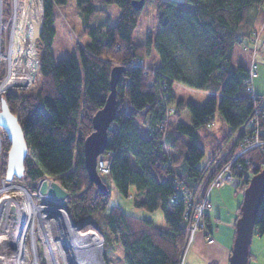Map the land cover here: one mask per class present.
Instances as JSON below:
<instances>
[{
    "label": "trees",
    "instance_id": "trees-1",
    "mask_svg": "<svg viewBox=\"0 0 264 264\" xmlns=\"http://www.w3.org/2000/svg\"><path fill=\"white\" fill-rule=\"evenodd\" d=\"M41 1L42 6L40 0H19L20 5H38L40 21L43 16L37 40L40 82L34 89L3 94L10 111L18 116L27 145L23 174L11 181L21 182L28 191L36 189L42 178L57 181L68 192L65 205L72 220L93 219L104 238L103 253L119 246L124 264H183L189 220L183 204L171 201V195L176 180L191 189L210 161L214 171L221 167L224 159L214 154L238 129H242L239 138L251 132L248 120L254 105L244 86L246 66L236 63L235 48L264 21V0H156L152 15L157 28L140 42L133 35L147 0L138 10L132 0H74L81 19L80 35L89 40L76 42L77 56L58 63L52 52L54 24L70 0ZM103 3L118 7L114 25H109L108 17L91 23ZM28 11L20 27L31 37L36 12ZM152 49L158 63L149 64L145 72L140 60H146ZM113 66L123 71L116 83V113L107 129L104 151L111 154L109 174L102 180L107 186L111 180L121 196L131 195L134 207L161 209V225L117 204L110 208V189L101 194L85 169L82 143L93 130L92 116L109 93ZM174 83L211 94L199 106L176 97L171 88ZM261 103L259 122L264 128L263 98ZM216 110L222 120L221 136L211 129ZM0 139V178L5 180L10 142L1 128ZM206 150L207 159L200 164ZM246 155L247 170L255 173L264 167V154L258 149ZM65 217L70 225L72 220ZM203 220L208 242L206 235L212 237V232L207 211ZM253 235H264V198ZM87 236L89 243L93 239L99 243L93 227ZM92 248L96 253L100 250Z\"/></svg>",
    "mask_w": 264,
    "mask_h": 264
},
{
    "label": "rangeland",
    "instance_id": "rangeland-1",
    "mask_svg": "<svg viewBox=\"0 0 264 264\" xmlns=\"http://www.w3.org/2000/svg\"><path fill=\"white\" fill-rule=\"evenodd\" d=\"M155 2L156 0H147L145 2L142 12L140 14V20H139L138 26L136 27V30L134 31V35H133L134 41L136 42L143 41L147 33H150L152 35L154 34L157 28L155 20L152 15L154 12ZM69 3L70 4L67 7H62L59 10V14L54 24L56 34L54 38V43L52 45V52H53V58H54L55 63H58L63 59L69 58L72 54H75L77 56V50L75 49L76 42L80 44H84L85 42L89 40L88 36L80 35L81 29H82L81 19L76 12L74 0H70ZM40 4L42 6L41 0H40ZM21 5H20L19 0H7L6 3L4 0H0V14L2 16V18L0 17V29L2 30L1 31L2 44L0 47V53H2V51H5V49L9 47L8 38L10 36V28H11L9 25V21L14 12L21 13L29 9L34 10L36 12V15H35V19L32 22H40V8L38 5L28 4V3L21 4ZM186 7L188 9L191 8L189 4ZM99 8H101V11L97 12L91 19V23L93 25L99 24L100 22L104 21L106 17H108L110 26L117 23L118 7L115 4L103 3L99 5ZM42 12H43V7H42ZM42 22H43V16H42ZM21 23H18V24L15 23L14 32L16 33V38H18V35H21V36L22 34L27 35L25 30L20 27ZM18 28L19 30H17ZM257 33H258L256 36L257 42L259 41V43L260 42L263 43L262 46H264V21H262V23L258 25ZM21 36L20 38L25 37V36H22V37ZM27 37L30 38L31 43L34 45L35 52L33 50V45L28 42H22L21 46L17 48L19 44V40H18L17 43L13 45L12 50L10 49V51H8V54L7 53L4 54V58L10 64L12 60L11 59L12 54H14L15 57H18L17 60L12 61L13 65L11 64V70H13L12 67H16V66H19L18 69L21 68L20 70L15 71L13 75L7 73V75L5 76L6 74L5 64L7 63L5 59H1L0 57V84H4V82L7 79L6 84L4 85L3 91L0 93V97L3 96V94L6 91H9V90L22 92L23 90L26 91L29 89H34L38 86L40 82V75L38 73V62H37L38 49H39V43H37L38 39L34 42L31 40L30 36L27 35ZM239 47L241 48V51L243 53H245L246 55L248 54L246 51L243 50L241 46H236L235 48L236 49V54H235L236 61L238 60L237 57L240 54ZM246 58L247 57H244L241 60L245 66L248 65ZM256 60H257L256 62L257 63V66H256L257 75L253 79V84H254L255 91H257V87H259L258 89H260L259 91L262 94L261 96L264 101V48H263V51H261L257 55ZM155 63H158V57L154 49L151 50V53L149 57H147L146 60L142 59V62H140V64L145 68L144 69L145 72L149 64H155ZM23 65H25L28 68L26 76L29 79V81H25L24 85L16 84L15 79L16 77L21 76L20 72H22V70L24 69ZM32 74L36 76L34 80L30 76ZM30 81L32 82L30 83ZM12 85H15V86H12ZM171 88H172V91L175 93L176 97H180L185 100L191 101L199 106L203 105V103L208 99V97L211 94V93H208L202 90L192 89V88H189L183 85L177 86L173 84ZM221 123H222V120H221L219 111L216 110L214 113V120H213L211 129H212V132H214L217 136L222 135V133H220L223 128L222 125H220ZM237 133L238 132L236 131L232 135L231 139H234ZM229 144H230V141H228L227 144L226 142L221 143L220 147L222 148H220L219 153L218 154L215 153L214 156H218V158H220L221 154L227 149ZM0 146H1V140H0ZM255 149L256 148L252 150H255ZM206 159H207V150H206V153L204 154V157L200 161V164L205 163ZM212 161H215V160L212 159ZM226 162H227V159H224L221 165H223ZM250 174H254V172L250 171ZM4 182L9 183L11 181L1 180L0 178V186ZM13 184H15L16 186L22 187L26 191V193L29 195V199H27V202L31 201L33 206H37L39 204L40 205L46 204V203L49 204L48 200L45 199L44 201L42 198H40L41 193L38 191V186L33 191H28L27 188L24 187L21 182L13 181L12 185ZM206 187H207L206 192H208V198L210 202L209 203L210 207H208L206 211L210 216L209 224L212 229L213 242L215 241L216 243V240H215L216 237L220 238L222 236L223 238L226 239L225 243L229 245L231 249V246H232L231 238H232V235L234 237V233H235V228H234V225L232 224V220L233 218H236L237 216V207H239L242 202L243 188L245 186L244 184H242L240 187H235L231 185L227 180H225L219 185H212L211 187H209L208 185ZM2 194L8 195V198L6 202L7 211L5 212L0 222V233H1L0 264H17V263H13L14 261L10 262V250H11V254H14L13 255V258H14L16 249H14V247L10 245L11 241L9 240H11V235L14 234L15 232L14 226L16 224H19L16 218L17 208L14 207V202H13L14 199L17 200L19 196L16 193V189H9L8 191H3L0 193V195ZM46 195H49V194H46ZM52 199L54 200L53 197ZM131 200H132L131 195L129 197H123L121 195H117L115 191L110 188V198H109L110 208L116 204L120 205L122 208H123V205H127V206H130V208H123L126 212L134 214L136 216L144 217L146 219H150L155 224H158V225L164 224L163 214H162L161 209H157L154 211H147L141 208L134 207L132 205ZM50 203L53 204L54 207H57V205H55L57 203L55 204L53 202H50ZM58 207L60 208V206ZM62 213L63 212H61L60 214ZM65 213L69 217L68 220L69 219L72 220L67 209H65ZM64 215L63 217H61L62 215H60V217L58 218L60 221L59 222L60 227L62 225V230H63L65 228L64 226L66 225V228H67L66 233H67L68 240L72 241L73 250L78 251L81 264H124L123 251L119 246L111 247L103 253V246L101 244L104 238H103V235L100 229L98 228V226L96 225L93 219L87 218L86 220H83L82 222H79V223L72 220L75 222L76 226L74 223L72 224L71 221H69L70 225L68 226L66 217ZM51 218H50L51 220L49 218L48 219L44 218V219L46 221L48 220L52 221L51 225H55L56 217L52 216ZM38 219L39 218L36 216V218L33 219L31 227L28 226L25 228L26 230L23 231V235L25 236V245L28 249L29 260L31 264H33V262L34 264H49L50 260L47 258V254L45 250V242H43V241H47L45 238V231L42 229L43 238H41V232H40L41 226H39ZM91 227H93L99 233L101 237V243L99 245L100 250H98L99 252H101L100 255L97 254L99 253L98 251L96 253V251L94 252L92 248V245H94L95 247H98V242L95 239L92 240V244L87 241L86 246L84 242L81 241L82 237L88 240L87 230ZM64 232H65V229H64ZM202 233H203L202 229H196L195 235H193L192 239L191 240L188 239V243L185 247V257H184L183 264L185 263L186 258L191 259V255L193 257L194 261L193 260L192 261L194 262V264L196 263L200 264L201 262H204V257H201L198 253L196 252L193 253L192 251L193 246H195L196 236H198L199 234H201L202 236ZM54 241L55 240L51 241L52 247L53 249L54 247L56 248L54 249V253L57 254V256H59V252H58L59 243L54 242ZM201 241L205 244V246L213 244V242L211 243L205 242L206 241L205 239ZM232 241H233V238H232ZM198 249L204 252L203 247H200ZM249 251L251 253V256L249 255L248 264H264V235L262 236L253 235L252 236L251 243L249 246ZM16 253L19 259H21L18 250L16 251ZM58 258L60 259V257ZM61 260L62 258L60 259V261ZM226 260H228V257Z\"/></svg>",
    "mask_w": 264,
    "mask_h": 264
},
{
    "label": "water",
    "instance_id": "water-1",
    "mask_svg": "<svg viewBox=\"0 0 264 264\" xmlns=\"http://www.w3.org/2000/svg\"><path fill=\"white\" fill-rule=\"evenodd\" d=\"M135 10L140 9L144 0H132ZM42 19L40 22H32L31 40L36 41L41 33ZM123 68L113 66L110 70V90L100 107L92 116L93 130L84 138L82 143L83 159L87 175L101 194L108 192V186L103 182L97 172V157L105 151L107 144V129L113 121L116 113V83L119 80ZM0 128L6 134L10 142L7 152V164L5 178L21 177L24 170V158L27 153V145L24 139L18 116L13 114L3 96L0 97ZM38 191L41 194L52 195L59 201H65L68 197L67 190L55 180L42 178L39 181ZM264 198V167L252 174L243 189V198L239 206V215L234 221L235 233L230 249L228 264H248L249 246L253 236V227L258 209ZM65 206V204H64Z\"/></svg>",
    "mask_w": 264,
    "mask_h": 264
},
{
    "label": "built area",
    "instance_id": "built-area-1",
    "mask_svg": "<svg viewBox=\"0 0 264 264\" xmlns=\"http://www.w3.org/2000/svg\"><path fill=\"white\" fill-rule=\"evenodd\" d=\"M0 17L2 18L1 14ZM257 34L258 33L256 29L252 32V34H250L249 37L245 39V42L241 44V47L248 53L247 55L249 57V63L246 68L247 76L244 78V86L248 97L252 100L254 105L253 114L248 120V125L251 129L250 134H243L239 138L240 132L242 131V129H240L234 139H231L232 137H230L231 140H228L230 141L229 146L219 158L227 159V162L221 167H216V170L214 171L215 167L210 166V161L203 171L204 176L201 175L200 177V182L196 183V185H194V187L191 189L186 187V185L180 180H176L175 182V191L171 195V201L181 202L184 206V216L189 220L188 226L186 228L187 243L188 239L191 240L193 235H195L196 229H202V231L206 232L203 219L205 211L208 207H210V204L208 201V192H206L207 189L202 191V188L203 185L206 184L208 177L211 178V180L208 181L209 184L207 183L209 187L212 185H219L225 180L235 187H240L243 180L248 181L252 176V174H250V170H247L245 167L250 163L246 154L254 148L264 153V128L261 127L259 122V117L262 112V96L255 91L253 84V79L257 75L256 58L264 48V46H262L263 43H259V41L257 42ZM140 62H142V60H140ZM220 146L216 151V154H218L220 148H222ZM110 156V152H103L97 157L96 169L101 178L109 174ZM206 171L209 173L208 176L205 175ZM63 209L64 211L66 209L64 205ZM59 217L60 216H58V218ZM206 237L208 243L213 242V238L211 236L206 235Z\"/></svg>",
    "mask_w": 264,
    "mask_h": 264
},
{
    "label": "bare ground",
    "instance_id": "bare-ground-1",
    "mask_svg": "<svg viewBox=\"0 0 264 264\" xmlns=\"http://www.w3.org/2000/svg\"><path fill=\"white\" fill-rule=\"evenodd\" d=\"M32 13H35V11H32ZM27 14H29L28 10L25 12H21V13L14 12L12 14L10 21H9V25L11 27L10 28V36L8 38V42H9L8 46L9 47H7L5 49V51H2V53H0L1 59H5L4 54L5 53L8 54V51H10V49L12 50L13 45L16 44L18 40H19V44H18L17 48H19L21 46L22 42L31 43L30 38H28L27 35L22 34V36H25V37L18 35V38H16V33L14 32L15 23H17V24L21 23L25 19ZM17 30H19V28ZM20 36L22 38H20ZM1 44H2V36L0 35V47H1ZM33 50L35 52L34 45H33ZM11 59H12L11 64L13 65L12 61L17 60L18 57H15L14 54H12ZM5 61H6V59H5ZM37 62H38V60H37ZM6 63L7 64H5L6 65L5 76L7 75V73L13 75V73H15V71L21 69V68L18 69L19 66H16V67H12L13 70H11V64L8 61H6ZM23 67H24V69L22 70V72H20L21 76L16 77V79H15L16 84L24 85L25 81H29V79L26 76L28 68L25 65H23ZM24 73H25V75H24ZM36 73H37V71H36ZM30 76L33 78V80L36 77L34 74H32ZM6 81H7V79H6ZM6 81L4 82V84H0V93L3 91L4 85L6 84ZM32 81H30V83ZM29 84H27V85H29ZM12 86H15V85H12ZM0 150H1V146H0ZM5 180H7V179L5 178ZM11 180H7V181H11ZM38 185H39V183L37 184V186ZM9 189H16V193L19 196V198H17V200L14 199V201H13L14 207L17 208V210L16 209L15 210L17 213L16 218H17V221L19 222V224H16L14 226L15 232H14V234L11 235V240H9V241H11L10 245L12 247H14V249H16L14 258H13L14 254H11V250H10V262L14 261L13 263H17V264H31L30 260H29L28 249L25 245V236L23 235V231L26 230L25 229L26 227H28V226L31 227L33 219L36 218V216H37L39 218L38 219L39 220V226H41L40 227L41 238H43L42 229L45 231V238L47 241H43V242H45V250H46L47 258L50 260L49 264H81V260H80L78 251L73 250L72 241L68 240L67 233H66V231H67L66 225L65 226L63 225L65 227L64 228L65 232H64V229L62 230V225L60 227V224H59L60 221L58 219V216L62 215L61 217H63V215L65 214L64 216L68 217V215L65 213V211L63 209V205H64L65 201H59V200L55 199L52 195H46L47 193H45V194H40V198H42L44 201H45V199L48 200L49 204L46 203V204H41V205L39 204L37 206H33L31 201L27 202V199H29V195L26 193V191L22 187L16 186L15 184L12 185V181L9 183L4 182L0 186V193L3 191H8ZM52 197L54 198V200L52 199ZM7 198H8V195H3V194L0 195V222H1V219L4 216L5 212L7 211V209H6ZM15 201H16V203H15ZM50 202H53L54 204L57 203V204H55V205H57V207H54L53 204H51ZM58 206H60V208ZM54 212H55V214H54ZM61 212H64V213L60 214ZM52 216L56 217V224L55 225H51L52 221H50V220L52 219L51 218ZM44 218L45 219L51 218V219L46 221ZM73 223L75 224L74 221H72V224ZM75 226H76V224H75ZM97 234H98V238H99V243H98V248H99V245L101 243V237H100L98 232H97ZM78 237H80V236H78ZM53 240H55L54 242L59 243V246H60V248L58 246L59 256H57V254L54 253V249H56V248L54 247V249H53V247H52L51 241H53ZM81 241H83L85 246H86L87 240L82 237ZM17 250L19 251L21 259H19L18 255L16 253ZM50 251L52 252L51 254H50ZM99 255H100V253H99ZM58 257H60V259L62 258L63 261L62 260L60 261V259ZM33 264H34V262H33Z\"/></svg>",
    "mask_w": 264,
    "mask_h": 264
},
{
    "label": "crops",
    "instance_id": "crops-1",
    "mask_svg": "<svg viewBox=\"0 0 264 264\" xmlns=\"http://www.w3.org/2000/svg\"><path fill=\"white\" fill-rule=\"evenodd\" d=\"M239 50H240V54H239V56L237 57L238 58V60L236 61V63L238 62V63H243L241 60L244 58V57H247L246 59H247V63H249V58H248V56L245 54V53H243L242 51H241V48L239 47ZM244 64V63H243ZM247 67V66H246ZM175 85H177V86H180L181 84H178V83H174ZM259 87H257V93L259 92V94H261L260 93V89H258ZM174 93V92H173ZM175 94V93H174ZM262 95V94H261ZM180 98V97H179ZM221 125V124H220ZM219 125V126H220ZM141 129V133L143 134V136H145V137H147L148 136V134H147V132H146V129H143L142 127L140 128ZM240 131V129H238L237 130V132H239ZM108 188L110 189H113L114 191H115V193L117 194V195H120V194H118V192L116 191V188L114 187V184L112 183V181L110 180L109 181V184H108ZM131 190H130V193H132L133 194V188H130ZM118 206H120V205H118ZM121 207V206H120ZM122 208V207H121ZM123 208H130V206H127V205H123ZM122 208V209H123ZM207 217H208V223L210 222L209 220H210V216H209V214L207 213ZM235 219L236 218H233V220H232V224L234 225V221H235ZM150 220V219H149ZM152 221V220H151ZM153 222V221H152ZM158 225V224H157ZM209 227H210V229H211V226H210V224H209ZM211 232H212V229H211ZM213 236V235H212ZM232 238H233V235H232ZM232 238H231V242H232ZM205 239V237H204V235H203V233H202V236H201V234H199L198 236H196V238H195V246H193V253H198L201 257H204V262H201L200 264H209V263H213V264H228V260H226L227 259V257H229L228 255H229V253H230V246L229 245H227L225 242H226V239L225 238H223L222 236L219 238V237H216V243H215V241L213 242V244H210V245H208V246H205V244L201 241V240H204ZM215 243V244H214ZM199 246V247H198ZM200 247H203L204 248V252H202L200 249H198V248H200ZM198 250V251H197ZM52 252L50 251V254H51ZM192 253V254H193ZM193 260V257H192V255H191V259H189V258H187V260H186V264H194V260ZM196 264H198V263H196Z\"/></svg>",
    "mask_w": 264,
    "mask_h": 264
}]
</instances>
